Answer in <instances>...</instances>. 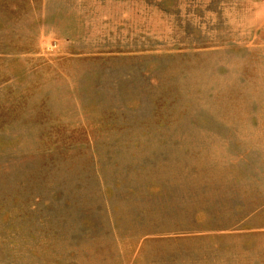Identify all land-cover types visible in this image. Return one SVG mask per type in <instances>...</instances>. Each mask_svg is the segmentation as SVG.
Returning <instances> with one entry per match:
<instances>
[{"label": "rangeland", "instance_id": "1", "mask_svg": "<svg viewBox=\"0 0 264 264\" xmlns=\"http://www.w3.org/2000/svg\"><path fill=\"white\" fill-rule=\"evenodd\" d=\"M0 264H264V0H0Z\"/></svg>", "mask_w": 264, "mask_h": 264}]
</instances>
